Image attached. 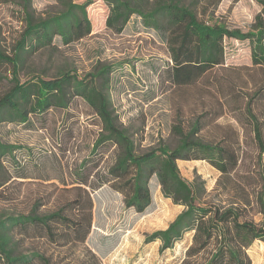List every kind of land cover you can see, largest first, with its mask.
Wrapping results in <instances>:
<instances>
[{
  "label": "rangeland",
  "instance_id": "rangeland-1",
  "mask_svg": "<svg viewBox=\"0 0 264 264\" xmlns=\"http://www.w3.org/2000/svg\"><path fill=\"white\" fill-rule=\"evenodd\" d=\"M142 1L145 8H149L155 0ZM181 1L206 22L242 30L252 27L257 14L264 18V0ZM31 2L37 17L62 9L59 0ZM87 13L91 32L69 44L55 37L50 46L26 53L20 80L35 75L50 78L65 70L84 77L108 67L103 91L116 124L133 140L136 153L157 147L160 142L174 146L177 140L172 127L179 124L189 129L197 119L204 124L197 134L200 138L218 140L227 134L234 141L238 139L245 150V169L252 166L255 150L249 127L243 123L242 111L235 108L237 95L234 98L226 91L230 82L237 89H243L242 92L264 82V67L251 63L247 40L225 39L222 65L195 83L175 85L162 31L146 26L138 14L130 17L122 31L112 30L105 24L109 6L104 0H94L88 5ZM23 29L22 0H0V50L11 54ZM213 75L219 79L224 93L218 101L210 88ZM9 78L10 69L4 65L0 96L11 85ZM95 82L100 85L101 78L97 77ZM210 107H213L212 114L206 116L204 111ZM100 125L99 116L79 96L74 97L66 109L54 108L42 115H30L23 123L0 122V140L19 147L12 155L1 157L0 218L32 210L37 214L48 213L74 198L78 194L80 163L89 156ZM118 152L115 144L110 145L98 167L91 172L89 186L81 185L92 200L91 228L83 244L69 238L61 226L54 225L56 236L53 238H48L39 227L30 226L27 232L13 228L16 251L43 252L51 257L53 264H92L89 249L101 264H179L191 243V233H186L164 252H159V240L145 242L147 234L165 228L183 209V205L163 196L155 176L149 181L151 204L143 212L126 207L123 194L109 184H99ZM88 160L87 165H91L93 162ZM177 165L188 182L194 179L204 182L206 200L218 198L214 187L219 171L210 163L201 159H179ZM262 167L264 171V153ZM65 207L72 213V205ZM253 217L256 221L263 219L261 214ZM246 253L251 264H264L263 241L255 240ZM200 260L192 258L191 263Z\"/></svg>",
  "mask_w": 264,
  "mask_h": 264
},
{
  "label": "trees",
  "instance_id": "trees-1",
  "mask_svg": "<svg viewBox=\"0 0 264 264\" xmlns=\"http://www.w3.org/2000/svg\"><path fill=\"white\" fill-rule=\"evenodd\" d=\"M31 1L22 0L24 29L12 53L0 50V76L4 65H7L11 83L0 96V122L23 123L30 115H42L54 108L66 109L73 98L79 96L99 116L101 129L89 156L80 163L79 180L76 182L79 184L78 194L66 203L72 205V213L65 210L67 205L64 204L44 214L32 210L27 214L0 218L1 264H53L51 257L43 252H17L12 238L13 228L27 232L30 226L39 227L48 238H53L56 236L54 225H58L73 241L85 242L91 228L92 200L81 185L89 186L91 172L98 167L104 151L112 144L118 147L119 152L99 184H109L123 194L126 207L143 212L151 204L149 181L154 175L163 196L183 205L165 228L147 234L145 242L159 240V252H164L186 233H191V243L179 264H192V258L198 257L201 260L196 264H251L246 250L255 240L264 242V82L243 92L230 82L226 90L229 96L235 98L237 95L238 106L235 108L242 111L243 123L250 130L255 159L247 169L243 162L245 150L240 147L239 140L234 141L227 134L218 140H203L197 134L204 124L197 119L189 129L179 124L172 127L177 140L174 146L160 142L157 147L136 153L133 140L116 124L109 99L103 91L108 80V67L87 73L84 77L65 70L50 78L35 75L20 80L26 53L50 46L55 37H59L63 44L72 43L92 29L87 7L94 0L80 3L59 0L62 9L46 17L35 16ZM104 1L109 6L105 24L112 30L122 31L130 17L138 14L146 26L163 32L172 61L171 79L175 85L195 83L222 65L224 40L227 38L247 40L251 63L264 67V18L261 14L255 16L249 30H242L223 23L206 22L181 0H155L149 8H145L142 0ZM262 8L264 12V3ZM97 77L101 78L100 85L95 82ZM212 80L210 88L218 101L224 96L223 88L215 75ZM211 108L204 111L206 116L212 114ZM17 148L18 145L0 140L1 166V157L12 155ZM88 159L93 165H87ZM179 159L206 160L219 171L214 187L217 199L204 198L203 181L194 179L188 182L181 175L177 165ZM255 214L263 215V219L256 221ZM88 254L92 264H101L93 251L89 249Z\"/></svg>",
  "mask_w": 264,
  "mask_h": 264
}]
</instances>
